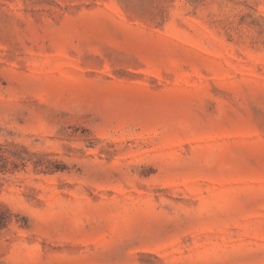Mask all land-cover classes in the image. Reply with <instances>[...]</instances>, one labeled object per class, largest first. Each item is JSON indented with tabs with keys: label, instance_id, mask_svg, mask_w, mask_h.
I'll use <instances>...</instances> for the list:
<instances>
[{
	"label": "rangeland",
	"instance_id": "rangeland-1",
	"mask_svg": "<svg viewBox=\"0 0 264 264\" xmlns=\"http://www.w3.org/2000/svg\"><path fill=\"white\" fill-rule=\"evenodd\" d=\"M0 144V264H264V0H0Z\"/></svg>",
	"mask_w": 264,
	"mask_h": 264
},
{
	"label": "trees",
	"instance_id": "trees-1",
	"mask_svg": "<svg viewBox=\"0 0 264 264\" xmlns=\"http://www.w3.org/2000/svg\"><path fill=\"white\" fill-rule=\"evenodd\" d=\"M22 151L26 152L25 148H18L12 144H0V179L3 175L14 172L20 164L25 165L26 159L21 155ZM13 222L20 223L21 227H28L29 224L26 216H20L9 206L0 202V232L8 229Z\"/></svg>",
	"mask_w": 264,
	"mask_h": 264
}]
</instances>
